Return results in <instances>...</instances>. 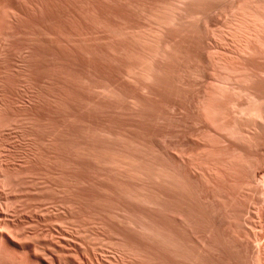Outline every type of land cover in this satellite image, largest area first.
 I'll return each instance as SVG.
<instances>
[{
  "label": "rangeland",
  "instance_id": "1",
  "mask_svg": "<svg viewBox=\"0 0 264 264\" xmlns=\"http://www.w3.org/2000/svg\"><path fill=\"white\" fill-rule=\"evenodd\" d=\"M11 1L0 3L24 11ZM32 5L41 9L27 26L41 73L18 98L30 128L5 136L25 148L31 135L33 199L9 211L37 220L24 232L55 244L72 237V251L83 235L98 247L104 238L113 244L101 263L125 247L128 264H264V0ZM21 24L12 32L23 37ZM77 226L87 229L81 239Z\"/></svg>",
  "mask_w": 264,
  "mask_h": 264
},
{
  "label": "bare ground",
  "instance_id": "2",
  "mask_svg": "<svg viewBox=\"0 0 264 264\" xmlns=\"http://www.w3.org/2000/svg\"><path fill=\"white\" fill-rule=\"evenodd\" d=\"M2 1V0H1ZM0 1V2H1ZM3 1H5V0H3ZM8 1V0H7ZM10 1V0H9ZM13 1V0H12ZM11 1V2H12ZM20 2L21 1H23L22 2V4H24V6L23 5H21V7H25L24 8V11L22 12L21 10H23V8H21V9H19V8H15L14 6V8H12V5H11V7L10 8H12V9H10V11H9V13H8V11H7V9H8V6H9V3H8V6H7V8L4 6V4H3V6H1V3H0V21L3 19V21H1V23H3L4 22V19L6 18L7 20H8V24L10 25V23L11 24H13L12 25V27L14 26L15 27V25H16V27L18 28V26L17 25H19V24H21V23H23V25L25 26V27H27L28 25H30V27L32 26L33 27V25H31V23L32 24H34L33 23V20L34 19H31V17L32 18H34V16H33V14L36 16V13H34V10H36V7H34V8H32L31 7V5H32V1L33 0H19ZM18 0H17V3H19V4H17V5H15V6H18V5H20V2H19ZM43 1V0H42ZM45 1V0H44ZM10 2V3H11ZM7 3V2H6ZM15 3H16V1H15ZM35 3V2H34ZM33 3V4H34ZM37 3V2H36ZM6 5V4H5ZM13 5H14V3H13ZM32 6H37V5H32ZM42 6V5H41ZM40 6V7H41ZM44 6V5H43ZM4 7L6 8V11L4 10ZM19 7V6H18ZM41 8H43V7H41ZM31 9H32V11H31ZM40 9V8H39ZM256 9H258V8H256ZM37 10H38V8H37ZM37 10H36V12H37ZM41 10V9H40ZM40 10H38V11H40ZM44 11H45V8L43 9ZM5 12H7V13H5ZM241 12V11H240ZM31 13H33V14H31ZM257 13V12H256ZM8 14V15H7ZM44 14V13H43ZM255 14V13H254ZM4 15V16H3ZM32 15V16H31ZM249 15V14H248ZM259 15V14H258ZM2 16H3V18H2ZM6 16V17H5ZM256 16V15H255ZM38 17V16H37ZM2 18V19H1ZM5 19V20H6ZM256 19V18H255ZM6 20V21H7ZM260 20H261V18H260ZM241 21V20H240ZM237 22V21H236ZM258 22V21H257ZM25 23V24H24ZM260 23V22H259ZM258 23V24H259ZM5 24H7V22L5 23ZM7 24V26L8 27H10L9 28V30H12L13 31V29H16V27L14 28H12L11 27V25L9 26ZM27 24V25H26ZM242 24V23H241ZM22 25V24H21ZM254 25V24H253ZM20 26V25H19ZM239 26V25H238ZM0 27H1V25H0ZM24 27V28H25ZM30 27H27L28 29H30ZM247 27V26H246ZM255 27V26H254ZM21 28V27H20ZM19 28V31L22 29H20ZM27 28H25V29H27ZM240 28V27H239ZM249 28V27H248ZM253 28V27H252ZM24 29V30H25ZM28 29L26 30V32H28ZM1 30L2 29H0V32H1ZM23 30V29H22ZM21 30V31H22ZM23 30V31H24ZM31 30V29H30ZM29 30V32H31ZM42 30V29H41ZM3 31V30H2ZM8 31V30H7ZM5 32L4 31V33H6V35L5 36H3L2 34H3V32H1L0 33V264H85V262L87 261L88 262V264H112L114 261H115V263L114 264H128L127 262L129 261H126L127 260V257H126V255H127V253L125 252V247H120L119 245V247L120 248H122L121 249V251H119L118 250V252H119V258L118 259H116V260H114V259H108L109 261H111V262H105V263H101V261H99V259L101 260V258L99 257V255H102V253H101V251L103 252V249H104V247H105V245H107L105 248H109L110 246H108L109 244H113V243H111L110 241V243L109 242H106V241H104V243H102V240H104V238L102 239V240H99V241H101V244H104V246L102 245V246H100V247H98V245L100 244V242H98L99 244L97 245L96 243L93 245L92 243V241H91V244L89 245V240L88 239H86V240H84L85 238L83 237L84 235H83V233L85 234L86 233V231L85 232H83L84 231V229H86V228H84L83 230H81L80 228L81 227H83V226H80V228L78 227V229L76 228V232L78 233V236H76V238H80V234L81 235H83V236H81V238H83L82 239V244H81V242H79V243H77V244H79V248H80V250L78 251H72L71 249L73 248H75V249H77L76 248V246H78V245H75L74 244V246L72 247V245H73V242L71 243V239H72V237H71V239L69 240V242L72 244V245H70L72 248H70V246L69 245H66V243L68 242L67 240V238H65V236H67V234L65 233L64 235V237L62 238V239H67V240H65V241H67V242H63L62 240H61V237H60V240H55L57 243L55 244L54 243V240L52 241V239H48V237H47V234L48 233H46L45 231H43V229L44 228H42V229H40V226L41 225H43V227H44V224L43 223H41V222H39L41 225L39 226V227H37L38 228V232H40V230L41 231H43V233L45 232V235L46 236H44V238H46L47 237V240L45 239H43L42 237V233L40 232V233H35V234H26L24 231H25V229L27 228V227H31L32 225V228L34 227V226H37L38 224H37V220H36V222H34V221H32V222H34V223H36L37 225H35L34 223L32 224L31 222H30V220L28 221V219H26V220H23V219H20V220H18L19 218V216L18 215H16V210H14L13 212L15 213V215H16V218H18V219H15L14 217V213H13V215H12V213H11V215L13 216H11L10 215V212L12 211V208H14L15 209V206L17 205V203L19 204L20 202H21V200H19L20 198H22V200H26V204H29L30 203V200H31V189H32V187L33 186H31L32 185V183H31V179H33V177H32V175H34V173L33 172H35V171H33L35 168L34 167H32V161H34V159H32L31 160V158L33 157V154L32 153H30L31 151H30V146L31 145H29V144H31V143H29L30 141H29V139L28 138H31V135L29 136L27 133H26V131L24 132V133H26L29 137L27 138V136H25L24 135V138L26 137L27 138V141H26V138H25V140L24 141H26L25 143H22L21 142V144L23 145V147H25V148H22V146L20 147L19 146V144L20 143H17V141L16 140H14V141H16V143H14V141H12V143L13 144H15V145H18V147H19V149L21 150V148H22V150H24V149H27L26 147L27 146H29L28 148H29V150L27 149L26 150V153H24V152H21V151H19V149L16 147V148H14L12 145V143L10 142V144H11V146L15 149V151L13 150V148L12 149H10V150H12V151H10L9 150V148H8V146L10 145H8V143H9V139H13V137H11L12 135V133L14 132V131H9L10 129L12 130L13 128H18V127H15V125H17V126H20V127H22L23 126V128H24V130L28 127V128H30V126L29 125H27L26 127L24 126V125H26L27 123H29V118L31 117V114H30V117L28 116V114H29V112H28V114H27V111L25 112L26 114H27V116L29 117V118H27L26 120H28V122L26 123L25 122V124L23 125L21 122H23V121H20V118H18V117H20L19 116V110L18 109H20V104L19 103H21V101L18 103V98L19 97H21V95L20 94H22L23 92L24 93H26L25 91H23L22 92V90H24V89H26L27 88V90H29L30 91V89H28V88H32V87H34L37 83V81L36 82H34V80L35 79H33V77L35 76V75H39L41 72H39V74H35L34 73V71L37 69H35V66L37 67L38 65H36V63L37 62H40V60L38 61L37 60V62L36 63H34V61H36L35 59H37L36 58V56L34 57V54L33 53H35V52H31L32 51V43L34 44L35 42H38V40L37 41H35V40H33L32 41V38H36L35 36L36 35H34V37H33V31L31 32V33H27V35H26V33L25 34H23L22 32H21V35H23V37L22 36H20V33L18 34L17 32H15V30H14V32L16 33H14V32H12V31H9V32ZM41 32V31H40ZM39 32V33H40ZM236 32H238V31H236ZM242 32V31H241ZM8 33V34H7ZM42 33V32H41ZM40 33V34H41ZM43 33H45V32H43ZM245 33V32H244ZM18 34V35H17ZM35 34V33H34ZM237 34V33H236ZM240 34V33H239ZM239 34H237V35H239ZM25 35L27 36V39H26V37H25ZM42 35V34H41ZM243 35V34H242ZM249 35V34H248ZM251 35V34H250ZM19 36L20 37H22V39H23V41H25V50L26 51H24V53L26 52V54H24V56H23V51L22 50H19L18 49V47L16 46V45H14V43L15 44H17L16 43V41L15 40H17V42H18V44H19V42H21V41H19ZM43 36H44V34H43ZM244 36V35H243ZM25 37V38H24ZM45 37V36H44ZM242 37V36H241ZM240 37V38H241ZM245 37V36H244ZM254 37V36H253ZM22 39H20V40H22ZM243 39V38H242ZM13 40H14V43H13ZM22 41V43H20L21 45H20V47L24 44V42ZM35 41V42H34ZM17 44V45H18ZM31 45V46H30ZM35 45V44H34ZM33 45V46H34ZM19 46V45H18ZM23 46V47H24ZM36 46V45H35ZM19 47V48H20ZM24 50V49H23ZM34 50V49H33ZM22 54V55H21ZM25 55H26V60L24 61V60H21V59H23L22 57H25ZM35 55H36V53H35ZM18 56H19V58H20V61H23V62H25L23 65H21V63L22 62H20V65H18L17 63L19 62V58H18ZM20 56H22V57H20ZM39 57V56H38ZM17 58H18V60H17ZM35 58V59H34ZM18 61V62H17ZM45 61V60H44ZM221 62V61H220ZM224 62V61H223ZM222 63V62H221ZM37 64H39V65H41L40 63H37ZM44 64V63H43ZM43 64H42V66L41 67H44L43 66ZM228 64V63H227ZM43 68H41L40 70L41 71H43L42 70ZM37 71V73H38V70H36ZM35 71V72H36ZM44 73H45V71H44ZM246 77V76H245ZM35 78V77H34ZM34 85V86H33ZM37 86V85H36ZM21 87H23L22 88V90L20 89ZM224 89V88H223ZM222 89V90H223ZM26 90V91H27ZM221 90V91H222ZM20 91L22 92V93H20ZM223 92H225V91H223ZM20 93V94H19ZM23 93V94H24ZM27 93H29V92H27ZM22 94V95H23ZM30 94V93H29ZM28 94V95H29ZM20 95V96H19ZM19 100H20V98H19ZM18 106H19V108H18ZM22 107V106H21ZM23 107H25V106H23ZM21 110V109H20ZM31 113V112H30ZM252 113V112H251ZM253 115H255L254 114V112H253ZM253 115H251V119H255V118H252V116ZM257 115V114H256ZM254 117V116H253ZM256 117V116H255ZM19 119V120H18ZM17 121H20L18 124H17ZM24 123V122H23ZM22 124V125H21ZM30 124H32V123H30ZM32 126V125H31ZM13 127V128H12ZM23 128H21V129H23ZM28 128H27V130H28ZM15 129H13V130H15ZM23 130V131H24ZM30 130V129H29ZM7 131H9L11 134H9ZM32 131V130H31ZM31 131H27V132H31ZM6 132H7V134H9V136L11 137H9L8 135H6ZM32 133V132H31ZM5 136H8L9 137V139L7 140H5ZM11 139V140H12ZM29 141V142H28ZM32 141V140H31ZM8 142V143H7ZM25 144H26V146H25ZM28 144V145H27ZM10 147V146H9ZM11 148V147H10ZM33 148V147H32ZM16 150H18L19 152H16ZM33 152V151H32ZM100 152V151H99ZM22 153V155L24 154V155H26V156H24V157H26V163L23 165V164H19L18 163V165L17 164H15V158H17L18 157V155H20ZM34 153V152H33ZM94 153H96V151L94 152ZM98 153V152H97ZM104 153V152H103ZM16 154H18L17 156H16ZM99 154V153H98ZM96 155V154H95ZM100 155V154H99ZM98 155V156H99ZM103 155V154H102ZM101 155V157H103ZM16 156V157H15ZM32 156V157H31ZM97 156V155H96ZM100 157V156H99ZM105 158H107V157H104V159ZM100 159H102V158H100ZM98 160V159H97ZM110 160H112V159H110ZM114 160V159H113ZM104 161V160H103ZM111 162V161H110ZM114 162H115V160H114ZM113 162V163H114ZM121 162V161H120ZM112 163V164H113ZM122 163V162H121ZM123 164V163H122ZM33 165H35V164H33ZM119 165V164H118ZM36 173H37V171H36ZM123 192V191H122ZM19 193H22L21 195L19 194ZM126 194H127V192H125ZM19 194V195H18ZM125 194V195H126ZM133 194L134 193H132V196H133ZM18 195V196H17ZM135 195V194H134ZM21 196V197H20ZM136 196V195H135ZM19 197V198H18ZM24 198V199H23ZM130 198H131V196H130ZM146 198V197H145ZM144 198V199H145ZM33 199V198H32ZM141 199H143V198H141ZM146 200V199H145ZM142 202V201H141ZM42 206V205H41ZM16 208H17V206H16ZM11 209V210H10ZM10 211V212H9ZM7 212H9V214L6 213ZM19 214V213H18ZM9 215V216H8ZM11 216V217H10ZM18 216V217H17ZM44 218V217H43ZM42 219V218H41ZM23 220V221H22ZM43 220V222L45 223V221H44V219H42ZM26 221V222H25ZM39 221H41L40 220V218H39ZM30 222V223H29ZM94 222V221H93ZM91 223L92 225L94 224V223ZM184 222V221H183ZM96 223L97 222H95V225H96ZM99 223V222H98ZM97 223V224H98ZM56 224H57V222H56ZM58 224H59V222H58ZM61 224V223H60ZM69 224V223H68ZM73 224V223H72ZM90 224V223H89ZM88 224V225H89ZM80 225H81V223H80ZM58 226H64L63 224H61V225H58ZM70 226H72V225H70ZM74 226H76V225H74ZM90 226V225H89ZM57 227V226H56ZM91 227V226H90ZM90 227L88 228V229H90ZM95 226H93V228H94ZM37 228H34V229H37ZM59 228V227H58ZM63 228V227H62ZM61 228V229H62ZM65 228V229H64ZM64 228L62 229V232L64 231V230H66V228L67 227H65L64 226ZM69 228V227H68ZM67 228V230H69L70 231V229H68ZM73 228H75V227H73ZM73 228H72V230H73ZM57 229V228H56ZM60 229V230H61ZM80 229V230H79ZM59 230V229H58ZM66 230V231H67ZM73 230V231H74ZM79 232H78V231ZM87 230V229H86ZM93 230V229H92ZM94 230H97L96 228L94 229ZM37 231V230H36ZM56 232H58V234L60 233L59 231H57V230H55ZM66 231H64V232H66ZM72 231V232H73ZM74 231V232H75ZM90 231H91V229L89 230V233H90ZM152 231V230H151ZM82 232V233H81ZM92 232V231H91ZM34 233V232H33ZM67 233H69V232H67ZM71 233V232H70ZM80 233V234H79ZM94 233H96V232H94ZM93 233V234H94ZM97 233H98V231H97ZM112 233V232H111ZM57 234V235H58ZM72 234V233H71ZM75 234V233H74ZM105 234V233H104ZM102 235L101 234V236H104L105 237V235ZM49 235V234H48ZM61 235H63V234H60L59 236H61ZM75 235H77V234H75ZM95 236H94V238H98V237H100V236H97L96 237V234H94ZM107 235H111V234H107ZM53 236V235H52ZM51 236V237H52ZM69 236H70V234H69ZM68 236V237H69ZM91 236H93V235H91ZM90 236V237H91ZM53 237H55V236H53ZM89 237V238H90ZM107 237V236H106ZM50 238V237H49ZM57 238V237H56ZM80 238V239H81ZM101 238V237H100ZM109 238V237H108ZM116 238V237H115ZM54 239V238H53ZM58 239V238H57ZM77 239V240H78ZM111 239H114L113 237L111 238ZM110 239V240H111ZM116 239H118V238H116ZM48 240H51L52 242H50L49 243V241ZM74 240V242L76 243V241L77 240H75V239H73ZM83 240L84 241H86V242H83ZM95 240H97V239H95ZM109 240V239H108ZM119 240V239H118ZM61 241H62V244H58L59 242L61 243ZM81 241V240H80ZM117 241V240H116ZM122 241V240H121ZM69 242H68V244H69ZM88 242V243H87ZM96 242V241H95ZM105 242H106V244H105ZM125 242V241H124ZM54 243V244H53ZM85 243H87L88 244V246H87V244H86V246L84 245ZM115 243V242H114ZM119 243V242H118ZM58 244V245H57ZM93 245V246H92ZM96 245V246H95ZM81 246V247H80ZM113 246V245H112ZM123 246H124V244H123ZM65 247H68L70 250H68V248H65ZM117 248V247H116ZM74 249V250H75ZM118 249V248H117ZM107 250V249H106ZM106 250H105V252H106ZM113 249H112V247H111V251H112ZM114 250H115V248H114ZM108 252V251H107ZM114 252V251H113ZM127 252H128V250H127ZM99 253H101V254H99ZM110 253H112V252H109L108 254H110ZM104 255V254H103ZM113 255V254H112ZM98 256V257H97ZM105 256V255H104ZM102 257V258H104L105 259V257ZM117 256V255H116ZM97 257V258H96ZM107 257V256H106ZM109 257H110V255H109ZM115 257V256H114ZM113 257V258H114ZM99 258V259H98ZM117 260H118V262H117ZM104 261H107V259H105Z\"/></svg>",
  "mask_w": 264,
  "mask_h": 264
}]
</instances>
